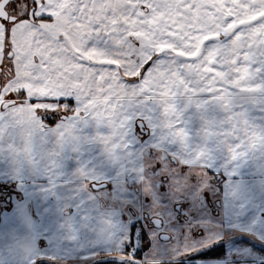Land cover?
Instances as JSON below:
<instances>
[{"label":"snow or ice","instance_id":"obj_1","mask_svg":"<svg viewBox=\"0 0 264 264\" xmlns=\"http://www.w3.org/2000/svg\"><path fill=\"white\" fill-rule=\"evenodd\" d=\"M0 264H264V0H0Z\"/></svg>","mask_w":264,"mask_h":264},{"label":"crops","instance_id":"obj_2","mask_svg":"<svg viewBox=\"0 0 264 264\" xmlns=\"http://www.w3.org/2000/svg\"><path fill=\"white\" fill-rule=\"evenodd\" d=\"M10 210H11L10 208L5 209L4 207L0 206V214H3L5 211H10ZM206 264H220V262L217 260H210L207 261Z\"/></svg>","mask_w":264,"mask_h":264}]
</instances>
